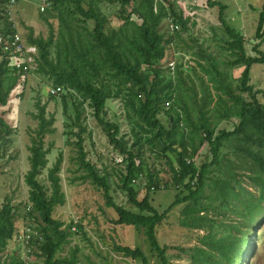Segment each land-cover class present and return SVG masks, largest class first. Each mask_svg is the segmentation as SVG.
<instances>
[{"label": "rangeland", "instance_id": "rangeland-1", "mask_svg": "<svg viewBox=\"0 0 264 264\" xmlns=\"http://www.w3.org/2000/svg\"><path fill=\"white\" fill-rule=\"evenodd\" d=\"M110 1L114 2L101 0L99 5L102 11L108 12L110 26L115 30H119L126 22L123 44L130 45L134 39L133 34L140 33L129 28V21L125 18L110 11ZM160 1L168 8V15L161 18L160 29L165 33L169 46L159 65L167 62L174 63L177 67L182 64L181 69L185 70V73L194 70L191 78L184 77L185 84L179 82L175 73L171 76L166 73L168 78L176 79V89L174 86H164V96L170 97L173 93L176 95L178 85L189 108L194 111L195 103L198 104L202 95V85L205 84L216 101L219 88L218 78L212 71L214 61L220 63L219 67L226 79H231L235 85L233 90L239 93L240 89L236 88V84L239 83L244 67L225 63L228 55L225 48L227 35L219 19L220 7L209 6L208 0ZM218 1L227 6L224 10L227 22L245 36L247 55L260 56L253 49V45L257 42L255 34L264 0ZM37 2L38 0H20L14 9L13 21L21 34L27 38L31 29L35 36L48 37L52 27L55 38L50 46L51 57L59 56L63 59L66 48L72 45L66 44L63 39L67 32L56 16L42 14ZM127 9L131 11V5H128ZM174 17H177L181 26L180 34L168 29V20ZM93 28V21L76 19L75 30L82 37V41L76 44L78 49L85 51L91 47L88 40L92 39ZM166 33L174 34L167 37ZM70 49L71 52L75 51L72 47ZM260 49L264 51V42ZM93 54L90 56L96 57L97 65H101L102 60ZM102 74L101 82L108 81L114 88L118 83L123 84L120 96L107 100L105 118L119 125V136L122 135L128 142L127 146L136 149L139 154L137 162L141 167L134 187L138 190L140 199L148 195L151 203L163 212L175 201L183 188H176L174 183L172 166L177 163V153L163 150V143L170 145V139L157 138L153 141L156 130L150 132L144 121L138 118L134 108L126 102L130 95L129 84L119 79L108 65L102 66ZM27 82L23 87L14 86L6 104L0 106V119L3 121L0 123V206L8 201L15 206V229L20 227L29 202L30 187L25 181V176L30 169L29 157L33 137H38L37 104L45 105L46 117L54 116L55 121L51 125L54 131L44 133L41 137L44 146L50 147L51 151L48 154V164L38 178L50 192L48 171L62 154L60 175L66 201L56 206L54 217L62 220L69 230L68 238L56 257L69 258L75 255V264L143 263L141 258H133L117 250L116 245L122 244L133 248L140 247L147 256L148 264H163L147 239L144 227L113 222L118 217L116 211L107 206L102 188L92 181L88 171L80 165L78 147L74 141L82 135L87 159L97 166L100 174L108 177L114 200L130 210L139 211L129 201L128 193L121 188L120 176L127 163L114 159V156L120 158L122 154L114 147L107 131L95 118L91 104L83 100V96L78 93L77 100H83V103L79 107L69 103L65 109L61 95L48 92V87L53 81L42 73L33 72ZM250 84L254 85L256 96L264 108V62L252 65ZM191 87L198 91L197 95L193 94ZM243 95L247 99L251 98L248 92ZM223 97L229 100L226 95ZM200 105L204 106L201 101ZM179 107L181 110L178 105ZM160 108L164 109L162 103ZM207 109H210V105ZM213 109L209 114L212 123L217 121L216 133L222 129L233 131L237 127L240 121L238 116L222 118ZM159 115V118L163 119L165 112ZM185 124L181 123L174 135L177 140L183 136L187 140L195 137L196 142L198 137H204L202 132L195 134V131ZM246 135L247 132L223 141L220 162L210 167L207 184L197 202L200 210L195 213L189 210V201L178 203L157 225V235L160 244L166 247L170 264H210L207 258V251H210L209 240L212 237L228 235L235 238L244 235L240 251L236 248L232 251L233 264H264V142L257 144ZM179 145L177 142L173 144L174 147ZM212 159L210 145L204 140L193 160L200 166L204 161L212 162ZM151 174L155 176L154 183L158 186L149 189ZM33 215L38 223V232L42 235L40 218L35 213ZM246 236L249 241H245ZM30 246L29 250L22 242L11 239L1 251V259H14L16 264H46L44 257L39 253L38 243L34 242Z\"/></svg>", "mask_w": 264, "mask_h": 264}, {"label": "trees", "instance_id": "trees-1", "mask_svg": "<svg viewBox=\"0 0 264 264\" xmlns=\"http://www.w3.org/2000/svg\"><path fill=\"white\" fill-rule=\"evenodd\" d=\"M50 1L52 3L51 9L41 13L46 16L53 14L59 19L60 25L67 32V34L63 35V39L66 44L71 43L72 45L66 48L63 59L59 56L52 58L50 46L55 38L53 28L51 27L48 37L35 36L31 29L30 35H28L29 41L38 46L40 54L39 66L35 72L36 74L42 73L44 76L49 77L54 84L63 85L67 91L69 89V92L62 93L60 96L65 104V109L69 103H72L74 107H79L83 100L91 104L95 118L107 131L109 140L114 147L124 156L123 162L127 163V165L120 176L121 188L128 193L129 201L139 211L130 210L114 200L108 177L100 174L97 166L87 159L83 144L84 137L82 135H79L78 139L74 141L78 147L80 165L88 171V176L92 178V181L102 188L107 206L113 207L116 211L118 217L113 222L144 227L147 239L150 241L152 248L157 251L163 264H170L166 256V247L160 244L157 235V225L167 217L168 212L178 203L189 201V210L194 213L200 210L197 202L207 184L210 167L220 162L221 147L225 139L247 132L246 136L251 140L253 139L255 143L264 142V108L256 96L257 91H254V85L250 84L252 65L264 62V51L260 49L262 42H264V3L255 34L257 42L253 45V49L260 56H251L246 53L245 36L232 27L224 17V10L227 6L218 0H208L209 6L218 5L220 7L219 19L227 35L225 48L228 55L225 63L230 66H243L244 69L239 78V83L236 84V88L238 87L240 92L236 93L233 90L234 83L231 79H226L222 69L219 67L220 63L214 61V70L212 71L218 78V98L215 101L213 94L207 85L204 84L202 85L201 98H199L204 106H201L199 101L198 104L195 103V110L192 111L183 92H180L178 85V93L176 95L173 93L170 97L164 96V86H174L175 88L176 79L166 76V73L170 72V64L166 62L164 65H159L164 59L169 46L165 33L160 29L161 18L168 15V8L160 0L110 1V11L115 12V15L121 18H125L129 21V28L133 31L138 30L140 33L138 35L133 34L134 39L130 45L123 44V37L126 35L127 29L126 22L120 26L119 30L111 27L108 12L102 11L99 5L101 0ZM6 3L7 0H0V31L10 33L16 31V28L14 27V21L3 10V6ZM128 5H131V11L127 9ZM77 18L85 22L91 20L94 23V28L91 31L92 39L88 40L91 47L85 51L76 47L77 42L82 41L80 33L75 30ZM173 20L177 21V17H174ZM180 32L181 30L175 33L180 34ZM172 34L174 33H166L167 37ZM70 47L74 48L75 51L71 52ZM92 53L102 60L101 65H97L96 57L90 56ZM9 64L10 62H3L0 65V106L6 104L11 89L19 83L18 78L11 74ZM103 65H108L119 79L129 84L130 95L126 98V102L134 108L136 115L140 120L144 121L146 128L150 132L156 130V135L152 138L153 141L157 138L161 140L168 138L171 140V144L163 143V150H171L177 153V163L172 166L174 183L176 188L181 186L183 188L178 193L175 201L163 212L159 211L151 203L148 195L142 199L139 198V192L134 187V182L141 167V164L137 162L139 154L136 149L127 146L128 142L123 139L122 135L119 136V125L105 118L107 100L120 96L123 84L118 83L114 88L108 81L101 82ZM181 65H177L174 73L176 77L178 76L179 82L185 84L184 77L191 78L190 76L194 70L185 73V70L181 69ZM168 75L171 76L170 73ZM70 89L75 92H71ZM191 89L194 91V95L198 94L195 88L191 87ZM244 92L250 94L251 100L244 97ZM78 93L83 96L82 101L77 100L76 94ZM223 95H226L230 101L225 99ZM166 101H171L170 103L172 104L166 106ZM161 103L163 108L167 110L164 111V109L160 108ZM178 105L181 106V110ZM208 105H210L209 110L207 109ZM37 106L39 108L36 115L39 118L38 137H33V144L30 147L31 155L29 157L30 169L25 176V181L30 187L28 203H32V209L25 211L24 217H27V215L34 217L33 213H35L40 218L39 226L42 225L41 234L43 239L32 240L31 244L34 242L38 243L39 253L44 257L46 264H75L77 261L75 255L69 258L56 257L58 250L69 235V230L65 227V223L54 217L56 206L64 204L66 201L60 175L63 158L61 154L54 165L49 168L48 176L51 182V191L48 192L44 184L39 180L38 175L48 164V154L51 148L44 146V141L41 137L44 133L54 131V127L51 125L54 123L55 118L54 116L46 117L45 105L37 104ZM212 108L222 118L238 116L240 121L237 127L233 131L222 129L216 133L217 121L212 123V118L209 114ZM164 112L163 120L159 118V114ZM0 123H3L2 119H0ZM181 123H186L185 125L194 130L195 134L202 132L204 137H198L196 142L195 137L187 140L183 136L177 140L174 135L178 132ZM181 134L184 135L183 132ZM39 137L40 139H38ZM204 140L210 145L213 161H204L200 166H197L193 158ZM138 142L139 140L135 142V145ZM175 142L180 145L174 147L173 144ZM154 180L155 176L151 174L149 189L158 186L155 185L156 182L154 183ZM15 213V206L10 201L0 206V253L6 247L8 241L13 240ZM243 236L239 238H235L232 235L212 237L208 242L210 248V251H207L208 263L233 264L232 251L235 248L238 252L240 251ZM245 241H249L248 236L245 237ZM116 248L125 255L141 258L143 260L142 264H148L147 256L140 247L133 248L129 245L121 244L116 245ZM0 264H16V261L14 259L2 261L0 255Z\"/></svg>", "mask_w": 264, "mask_h": 264}, {"label": "built area", "instance_id": "built-area-1", "mask_svg": "<svg viewBox=\"0 0 264 264\" xmlns=\"http://www.w3.org/2000/svg\"><path fill=\"white\" fill-rule=\"evenodd\" d=\"M20 0H7V3L3 6L4 12H6L10 19L13 20L14 9ZM38 9L40 12H47L51 9L50 0H38ZM173 22H172V21ZM171 21V22H170ZM168 29L170 32H176L181 29L180 24L174 21L173 18L168 20ZM14 27L16 31L7 33L6 31H0V65L1 63H9L11 68V74L16 76L19 80L18 86L23 87L28 83L31 74L36 71L39 66V48L36 44L31 43L29 38L23 36L14 22ZM176 65L174 63L170 64V74H174ZM71 92H75L71 90ZM48 92L53 95H61L62 93L69 92L61 84L51 83L48 87ZM171 101H166V106L171 105ZM115 157L118 161L123 162L124 156ZM32 209V203H28L27 210ZM37 221L35 217L27 215L22 218V223L20 227L15 229L13 240L22 242L29 250L31 249V241L34 239L42 238V235L38 232Z\"/></svg>", "mask_w": 264, "mask_h": 264}]
</instances>
